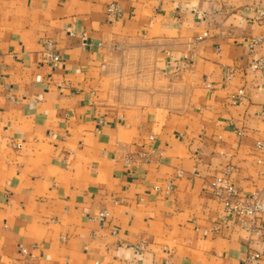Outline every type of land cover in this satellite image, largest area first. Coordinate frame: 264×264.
<instances>
[{
    "label": "crops",
    "instance_id": "crops-1",
    "mask_svg": "<svg viewBox=\"0 0 264 264\" xmlns=\"http://www.w3.org/2000/svg\"><path fill=\"white\" fill-rule=\"evenodd\" d=\"M257 6L0 0V264L33 243L36 264H264V218L258 234L221 222L211 194L227 166L240 193L264 188Z\"/></svg>",
    "mask_w": 264,
    "mask_h": 264
},
{
    "label": "built area",
    "instance_id": "built-area-1",
    "mask_svg": "<svg viewBox=\"0 0 264 264\" xmlns=\"http://www.w3.org/2000/svg\"><path fill=\"white\" fill-rule=\"evenodd\" d=\"M106 11L109 15L118 17L122 14V9L117 3H109L106 7ZM264 19V7L257 6L255 13L252 16V20L261 21ZM70 34L73 32L70 31ZM261 40L260 37L252 38L249 42V47L253 48ZM40 58L41 62L47 64L51 69H57L63 66L64 57L56 47V43L51 38H41L40 40ZM249 68L264 72V55H261L249 62ZM1 76V72H0ZM227 78H230V74H226ZM243 95V89H239L233 96V102L236 103ZM97 126L105 124V120L102 117L96 118ZM151 139L152 136H149ZM10 145L14 147L20 146L16 142H10ZM255 146L259 150L264 149V142L257 141ZM143 158L147 159V155L142 153ZM225 173H230L232 169L227 166ZM224 176L216 177L211 185V194L215 200L221 204V222L238 223L252 233H259L261 230L263 218H264V188L255 190L247 194L240 193L239 189L228 178V174ZM171 185L168 186V189ZM97 219L104 221L107 218V212L105 209L97 212ZM215 229H220L216 223ZM134 252L140 256L144 250V243L137 242L134 244ZM41 251L37 244L30 245H18L17 256L14 258L13 264H36L37 257H39ZM258 254L249 252L244 262H257Z\"/></svg>",
    "mask_w": 264,
    "mask_h": 264
}]
</instances>
